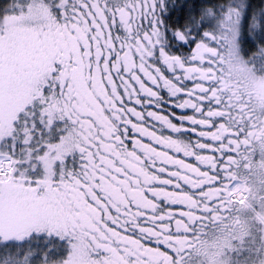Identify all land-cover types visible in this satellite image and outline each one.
I'll list each match as a JSON object with an SVG mask.
<instances>
[{
    "label": "snow or ice",
    "instance_id": "obj_1",
    "mask_svg": "<svg viewBox=\"0 0 264 264\" xmlns=\"http://www.w3.org/2000/svg\"><path fill=\"white\" fill-rule=\"evenodd\" d=\"M0 264H264V0H0Z\"/></svg>",
    "mask_w": 264,
    "mask_h": 264
},
{
    "label": "trees",
    "instance_id": "obj_2",
    "mask_svg": "<svg viewBox=\"0 0 264 264\" xmlns=\"http://www.w3.org/2000/svg\"><path fill=\"white\" fill-rule=\"evenodd\" d=\"M254 5L259 3V0H253Z\"/></svg>",
    "mask_w": 264,
    "mask_h": 264
}]
</instances>
